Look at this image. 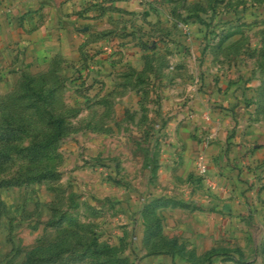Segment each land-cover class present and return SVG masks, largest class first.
<instances>
[{
	"label": "rangeland",
	"instance_id": "374dc122",
	"mask_svg": "<svg viewBox=\"0 0 264 264\" xmlns=\"http://www.w3.org/2000/svg\"><path fill=\"white\" fill-rule=\"evenodd\" d=\"M204 5L206 34L199 44L203 48L199 64L204 70L212 68L204 77L196 80L191 74L175 80L171 72L181 60L171 58L172 50L163 39L169 37L163 33V41L143 44L150 53L159 43L157 53L145 54L140 68L129 67L107 91H102V85L90 91L86 81L62 77L64 83L50 106L68 121L51 160L58 174L0 185V264H23L34 247H40L37 264H264V13L255 11L246 19L210 26L215 6L220 11L240 5L257 9L264 8V0H220L211 7ZM224 74L229 86L238 82L235 90L240 97L235 99L244 105L247 122L258 128V137L246 149L251 156L244 164L251 178L247 187L252 206H246L217 236L191 239L185 225L192 219L196 202L188 198L189 185L178 178L177 165L170 168L176 184L163 185L158 180L161 150L168 139L164 127L173 113L168 87L180 84L181 94L174 99L185 105L197 90L207 97ZM12 114L25 125V132L5 145L14 151L27 144L32 134L45 130V118L32 108L13 109ZM200 160L204 161L198 159L194 166L195 182L207 172V166L203 173L199 171ZM26 164L14 152L0 159V182L18 174ZM206 189L212 190L210 186ZM166 190L172 192L169 197L189 202V207L180 202L167 205L172 208L163 213L156 208L142 213L150 194L161 195ZM201 194L210 196L205 187ZM155 216L160 217L159 231L145 230ZM174 239L175 244L170 242ZM168 248L173 254H150Z\"/></svg>",
	"mask_w": 264,
	"mask_h": 264
},
{
	"label": "crops",
	"instance_id": "0c3cea01",
	"mask_svg": "<svg viewBox=\"0 0 264 264\" xmlns=\"http://www.w3.org/2000/svg\"><path fill=\"white\" fill-rule=\"evenodd\" d=\"M219 2L0 0V93L13 89L24 73L47 70L73 82L86 81L90 91L97 85L103 86V92L107 91L115 79L124 77L129 67L138 69L144 56L157 53L159 43H155L150 53L143 44L163 41L162 33L169 37L163 39L172 50L171 58L181 60L171 72L176 75L175 80L191 74L197 80L212 69L204 70L199 64L203 49L199 44L206 30L203 21L207 20L203 6L211 7ZM247 7L245 11L243 5L220 11L215 6L211 29L237 21L241 14L246 19L251 12ZM220 77L207 97H202L197 90L185 105L174 99L181 94L180 84L168 87L173 113L164 127L168 139L161 150L158 180L163 185L176 184L177 177L170 168L177 165L178 178H184L190 187L188 198L196 202L191 208L192 219L185 228L191 232L190 238L197 240L217 236L246 210V206H252L251 190L247 187L251 178L244 164L251 156L246 149L258 137V128L247 122L244 105L235 99L240 95L238 89L235 90L238 82L229 86L226 74ZM82 97L87 99L84 94ZM205 136H209L207 140ZM198 159L205 161L207 172L195 182L194 166ZM236 161H239L238 167ZM208 186L212 190L206 189ZM245 186L249 190H245ZM203 187L210 192L209 197L201 194ZM171 193L170 190L162 192L165 196ZM171 208L159 206L156 210L163 213Z\"/></svg>",
	"mask_w": 264,
	"mask_h": 264
},
{
	"label": "trees",
	"instance_id": "16d2710c",
	"mask_svg": "<svg viewBox=\"0 0 264 264\" xmlns=\"http://www.w3.org/2000/svg\"><path fill=\"white\" fill-rule=\"evenodd\" d=\"M246 6H243L245 11ZM250 14L264 13V8L247 7ZM243 14L239 15V18ZM244 18V17H243ZM200 20H202L200 18ZM205 23V21H203ZM206 34V33H205ZM85 82V81H84ZM83 82V83H84ZM62 76L54 71L47 70L38 73H24L16 86L0 94V159H4L14 152L27 161V164L18 174L0 182V185L18 184L28 180H41L44 178H56L57 171L52 163L55 157V148L59 139L67 132L68 121L64 115L54 114L50 106L57 98L63 85ZM87 84V82H85ZM37 109L44 116L45 130L41 134H32V139L25 145H19L14 151L5 147L25 132L24 123L12 117L13 109ZM51 161V162H50ZM189 207V202L179 201L174 197L150 194L141 207L142 213H148L154 208L167 205H178ZM158 232L160 229V217L152 218L150 225H145V230ZM167 243V241H165ZM176 243L175 239L170 241ZM173 245V244H172ZM40 247H34L23 264H35L39 257L37 255ZM172 252L171 248L165 250H154L150 254H161V252ZM37 264V263H36Z\"/></svg>",
	"mask_w": 264,
	"mask_h": 264
},
{
	"label": "built area",
	"instance_id": "2783aa9c",
	"mask_svg": "<svg viewBox=\"0 0 264 264\" xmlns=\"http://www.w3.org/2000/svg\"><path fill=\"white\" fill-rule=\"evenodd\" d=\"M208 137H209V136H205V137H204V138H205L204 140H207ZM197 167H198L199 171L203 173V172L205 171V169H206L205 162L202 161V160L198 161V162H197Z\"/></svg>",
	"mask_w": 264,
	"mask_h": 264
}]
</instances>
